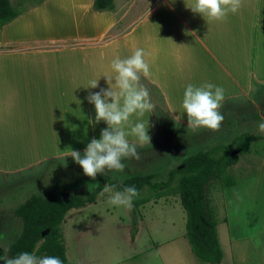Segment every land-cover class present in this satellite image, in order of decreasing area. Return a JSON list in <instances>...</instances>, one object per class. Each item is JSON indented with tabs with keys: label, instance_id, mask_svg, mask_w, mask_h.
Masks as SVG:
<instances>
[{
	"label": "crops",
	"instance_id": "crops-1",
	"mask_svg": "<svg viewBox=\"0 0 264 264\" xmlns=\"http://www.w3.org/2000/svg\"><path fill=\"white\" fill-rule=\"evenodd\" d=\"M93 1L45 0L0 29V45L19 46L0 50L3 173L68 157L71 150L81 153L99 138L106 125L95 123L86 97L107 88L101 75L109 72L113 58H125L136 48L147 53L149 75L141 78L159 93L171 122L180 128L189 129L180 107L186 84L221 86L219 111L255 84H264V0H240L236 13L215 22L193 13L187 7L191 0H158L130 22L119 17V0L112 12L103 13L94 12ZM57 26L65 32H47ZM58 70L57 76L53 71ZM93 79H98L97 88H85ZM141 119L148 121L150 144L140 148L157 135L153 109ZM229 243L234 250L228 259L222 249L219 264H245L239 250L246 252L247 244ZM249 264H255L253 258Z\"/></svg>",
	"mask_w": 264,
	"mask_h": 264
},
{
	"label": "rangeland",
	"instance_id": "rangeland-1",
	"mask_svg": "<svg viewBox=\"0 0 264 264\" xmlns=\"http://www.w3.org/2000/svg\"><path fill=\"white\" fill-rule=\"evenodd\" d=\"M157 1L119 0L122 6L119 17L123 16L126 22L134 21ZM47 32L58 35L65 29L57 26ZM18 47L0 45V50ZM53 72L58 76L59 70ZM141 83L149 91L157 120L155 141L138 147L139 158L127 160L123 172L105 174L124 181L134 175L158 172L160 175L154 181H165L168 172L186 157L230 144L242 133L259 136L261 139L252 143L248 153L240 154L239 162L230 169L236 184L222 189L213 186L209 188L208 197L215 208L218 237L226 257L229 259L230 250H234L229 239H234L242 246L247 244L246 252L242 247L239 250L245 264H249L251 258L255 264H264V134L257 131L258 122L264 119V84H255L249 93L226 103L220 110L224 119L217 130L193 131L172 123L159 93L142 78ZM55 176H59L69 190L85 187L90 194L102 175L97 174L94 179L85 176L71 156L53 157L20 172L0 171V254L4 257H8V247L21 231V224L6 219L4 214L33 194L47 193ZM110 195L111 191H102L93 203L72 210L65 218L61 230L70 262L202 264L186 237V213L178 195L146 203L135 214L133 206L131 210L109 207Z\"/></svg>",
	"mask_w": 264,
	"mask_h": 264
},
{
	"label": "trees",
	"instance_id": "trees-1",
	"mask_svg": "<svg viewBox=\"0 0 264 264\" xmlns=\"http://www.w3.org/2000/svg\"><path fill=\"white\" fill-rule=\"evenodd\" d=\"M44 1L0 0V29ZM114 8L115 0L93 1L96 12H111ZM259 139V136L246 132L234 138L230 144L197 152L184 158L178 167L168 172L167 179L160 182L154 181L160 175L158 172L134 175L124 181L103 174L95 190L88 194L85 187L69 190L64 181L55 176L47 193L33 194L4 214L6 219H14L21 224L19 235L8 247V257L22 251L36 250V255L57 256L62 264H74L67 257L62 224L72 210L93 203L107 185L116 191H122L125 186L136 187L138 195L132 201L133 214L146 203L168 195H178L186 213L185 234L193 254L202 263L219 264L224 254L218 237L215 208L208 197L209 188L217 186L222 189L235 185L230 169L239 162L240 154L248 153L252 143ZM64 194H68L67 201ZM46 231L48 233L43 236Z\"/></svg>",
	"mask_w": 264,
	"mask_h": 264
},
{
	"label": "clouds",
	"instance_id": "clouds-1",
	"mask_svg": "<svg viewBox=\"0 0 264 264\" xmlns=\"http://www.w3.org/2000/svg\"><path fill=\"white\" fill-rule=\"evenodd\" d=\"M187 7L205 21L215 22L236 13L240 0H191ZM146 55L143 48H136L125 58H113L109 72L101 75L107 88H100L86 97L94 107L95 123L102 121L106 126L101 129L99 138H93L86 144L82 153L71 150L68 156L89 178L94 179L97 174L123 172L127 160L139 158L138 145L150 144L148 121L146 124L141 119L153 109L149 91L141 83V77L149 75ZM98 79L90 80L85 88H97ZM223 98L224 89L219 85L210 82L186 84L180 107L186 116L187 128L193 131L201 128L217 130L224 119L219 111ZM257 131L264 134V119L258 122ZM103 191H111L107 200L109 207L128 210L138 195L135 186H125L122 191H116L106 185ZM0 261L3 264H62L59 257L36 255V250L22 251L12 257L0 256Z\"/></svg>",
	"mask_w": 264,
	"mask_h": 264
},
{
	"label": "water",
	"instance_id": "water-1",
	"mask_svg": "<svg viewBox=\"0 0 264 264\" xmlns=\"http://www.w3.org/2000/svg\"><path fill=\"white\" fill-rule=\"evenodd\" d=\"M64 198H65V200L67 201V200H68V194H64ZM47 233H48V231L43 232L42 235L45 236ZM0 264H3V261H0Z\"/></svg>",
	"mask_w": 264,
	"mask_h": 264
}]
</instances>
